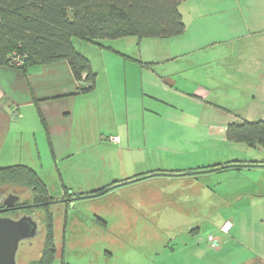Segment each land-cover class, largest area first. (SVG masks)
Masks as SVG:
<instances>
[{
    "label": "rangeland",
    "instance_id": "obj_1",
    "mask_svg": "<svg viewBox=\"0 0 264 264\" xmlns=\"http://www.w3.org/2000/svg\"><path fill=\"white\" fill-rule=\"evenodd\" d=\"M181 11L187 31L178 39L180 41L171 38H146L141 41L137 37H129L121 39L127 44L120 43V47L135 60L122 54L97 58L96 68H109L110 71L104 73L99 70L98 87L90 93L92 95H85L86 99L84 96L77 103L75 130H80V133L78 135L75 131L78 136L72 139L68 157L55 161L50 157V151L49 156L46 155L42 142L38 141L40 157L34 156L33 162L41 171L49 197L54 198V202L48 203L44 210L34 211L39 218L41 234L31 243L24 241L20 244L16 264H32L42 257L47 217L52 220L55 236L56 254L52 264H139L143 254L133 255V248L147 253L164 244L162 236L171 233L167 227L176 225L173 229L177 231L188 225V222L181 223L171 218L166 220L168 222L156 221V217L150 219L152 213L157 214L161 210L160 201L164 204L170 199L166 194L160 195L165 189L160 190L159 187H150L145 194H139L147 199L158 198L157 203L145 207L133 206L137 201L130 202L131 195L124 191L107 197H84L104 189L101 187L127 171L122 166L123 153L117 154L116 146L109 141L114 129L113 121L119 123L125 119L126 122L129 114L127 96L130 97L131 128L136 130V147L142 148L136 151L133 159L138 169L147 166L154 170L170 166L209 165L220 157V147L206 139V133L213 125L205 120L204 113L212 112V104L219 103L215 101L239 106L244 114L248 113L256 121L264 116V76L254 79L241 76L226 78L233 60L243 54L248 57L260 53L257 41L247 40L246 34L249 28L264 22V0H186ZM74 42L78 49L90 50L91 55V50H97L83 40L75 39ZM102 43L109 45L110 41ZM165 55L176 58L151 64L152 60L163 59ZM109 74L110 80L107 78ZM169 79L177 81L178 86L165 89ZM110 85L116 96L114 102H107L110 100L107 97ZM199 87H215L217 94L214 93L211 98L214 100L172 92L176 89L192 93V89ZM255 88L259 91L250 93ZM161 93L167 100L155 98ZM103 109L107 110L104 111L106 114ZM145 109L153 111L152 115L145 117ZM158 111L169 114V117L164 118L162 114L161 118ZM153 116L157 121L154 118L150 124ZM145 131V143L160 151L144 147ZM99 134H105L103 142ZM27 141H33V138L29 137ZM231 144L238 148L237 143ZM233 153L229 156L234 157ZM130 169L137 171L133 166ZM206 181L201 179V182ZM185 185L177 187L183 190V194L178 195L179 199L191 197L192 189L194 199L205 198L196 194L198 190L193 187V182L189 185L190 189L185 190ZM13 191L25 193L22 199L33 201L29 188L19 183L7 182L0 188V194ZM204 194H208V190L204 189ZM186 207L193 208V202L187 203ZM185 211L190 212L189 209ZM212 224L210 221L205 223L200 237L211 232Z\"/></svg>",
    "mask_w": 264,
    "mask_h": 264
},
{
    "label": "crops",
    "instance_id": "obj_2",
    "mask_svg": "<svg viewBox=\"0 0 264 264\" xmlns=\"http://www.w3.org/2000/svg\"><path fill=\"white\" fill-rule=\"evenodd\" d=\"M181 13L183 17L184 13L182 11ZM184 23L186 26V22ZM186 31L187 29L184 33ZM182 35L171 39L180 41L178 39L182 38ZM246 35L248 36L247 40L257 41L256 44L260 48V53L248 55V57L243 54L233 60L230 64V72L226 73L228 79H231V76L252 77L253 79L264 76V22H260L257 27L249 28ZM75 39H81L73 38L72 43L77 51L90 60L97 77L99 70L104 73L110 71L109 68H104L105 70L101 67L100 69L96 68L97 63L95 61L97 58H103L104 55L109 57V55L122 54L126 58L135 60L131 58L128 51L120 47V43L127 44L125 40L110 41L109 45L103 44V46L88 42L97 49L91 50L93 52L91 55L90 50L88 52L82 48L78 49L74 42ZM115 45H118L119 49ZM162 58L152 60L151 64L163 60H172L176 57L165 55ZM240 62L243 64L240 65ZM110 74L109 77L107 76L109 80ZM166 84L165 89L168 86H178L177 81L172 79L167 80ZM214 89L215 87H199L192 89L193 94L176 89H173L172 92L208 100L213 97ZM107 91L109 92L107 97L110 99L107 102H114L116 96L113 86L110 85ZM258 91L255 88L250 93H257ZM85 95L87 94L78 93V82L75 80L66 60L36 65L27 74L19 68L0 66V169L19 164L27 165L34 169L45 182L41 176V171L36 169L33 162L34 156L40 157L38 141L42 142L46 155L49 156L50 151V157H53L55 161L58 158L68 157V151L72 147V139L80 133V130H75L77 103ZM89 95L92 94L89 93ZM155 98L158 100L166 99L162 97V93L156 95ZM129 100L130 97L127 96L129 114L126 117V122L125 119L120 120L119 123L113 121L114 129L110 136L118 137L119 142H111L109 139L116 146L117 154L123 153L122 166L123 168L126 167L127 171L117 179L107 183L105 187H101L104 189L113 188L103 197L117 193V191H124L129 196L131 195L129 197L130 202L137 201V203H131L133 206L145 207L157 203L158 198L147 199L145 196H139V194H145L150 187L153 189L159 187L160 190L165 189L160 195L166 194V197H170V199L164 204L161 200L159 203L162 205L161 210L157 214L152 213L150 219L156 217V221L168 222L166 220L171 218L181 223L188 222L186 228L182 230L175 231L173 227L176 225L167 227V229H171V233L162 236L164 244L154 250L150 249L149 252L145 253L133 248V255L143 254L140 256L139 264H264V147L260 145L249 147L244 143L230 141L226 134L227 127L232 123H255L264 121V116L256 121L248 113L244 114L239 106L215 101L219 103L212 104V112L204 113L205 120L213 125V128H209L208 133H206V139L214 141L220 147V157H216L215 161H211L212 163L209 165L204 163L198 166L181 165L175 168L170 166L154 170L147 166L138 169L133 159L136 151H140L142 148L136 147V130L131 128ZM144 102H146L145 99ZM104 111L107 110L103 109V113L106 114ZM144 112L145 117L147 114L151 116L153 113L148 109H145ZM158 112L160 113L158 116L161 118L169 117L167 113ZM154 118V116L151 118L150 124ZM79 119L80 116L77 124H79ZM155 120L157 121L156 118ZM75 131L78 132V135ZM102 132L105 131L102 130ZM99 135L100 141L103 142L102 138L105 134ZM146 135L145 131L144 147L150 151H160L145 143ZM29 137H32L33 141H27ZM231 143H237L238 148H235ZM233 149L235 153H233ZM166 152L176 154L175 152ZM231 153L235 156H229ZM27 160L29 163H24ZM130 166H133L137 171L131 170ZM201 179H207V181L201 182ZM191 182H193V187H197L196 194L205 198L194 199L192 196H195V193L192 189L193 195L191 197L179 199L178 195H182L183 190L177 187L186 183L185 190L190 189ZM204 189L208 190V194H204ZM185 194L187 195V192ZM191 201L193 208H187L186 204ZM186 209H189L190 212L186 213ZM207 221L213 222L212 230L208 235L200 237V232ZM227 221L232 222V229L228 234H225L221 228ZM193 226L196 227L193 228ZM160 228L158 227V229ZM210 235L218 241L217 249L210 247L208 242Z\"/></svg>",
    "mask_w": 264,
    "mask_h": 264
},
{
    "label": "trees",
    "instance_id": "obj_3",
    "mask_svg": "<svg viewBox=\"0 0 264 264\" xmlns=\"http://www.w3.org/2000/svg\"><path fill=\"white\" fill-rule=\"evenodd\" d=\"M185 0H0V66L23 70L66 60L78 82V93L96 88L90 60L77 51L73 38L103 46L102 41L129 37L173 38L185 31L180 6ZM24 60L16 66L13 57ZM227 139L249 147H264V121L236 122L227 127ZM15 182L29 188L36 203L48 202L46 183L27 165L0 169V188ZM102 189L97 195H105ZM44 208L47 206L40 205ZM45 248L32 264H52L56 254L51 218L45 220Z\"/></svg>",
    "mask_w": 264,
    "mask_h": 264
},
{
    "label": "water",
    "instance_id": "obj_4",
    "mask_svg": "<svg viewBox=\"0 0 264 264\" xmlns=\"http://www.w3.org/2000/svg\"><path fill=\"white\" fill-rule=\"evenodd\" d=\"M5 202L10 209L19 200V196L10 195ZM38 234V224L32 216L15 219L0 215V264H16L19 246L24 241H31Z\"/></svg>",
    "mask_w": 264,
    "mask_h": 264
},
{
    "label": "flooded vegetation",
    "instance_id": "obj_5",
    "mask_svg": "<svg viewBox=\"0 0 264 264\" xmlns=\"http://www.w3.org/2000/svg\"><path fill=\"white\" fill-rule=\"evenodd\" d=\"M112 189L113 188L111 187V188H107L106 190L111 191ZM12 194L19 196V200L14 204L13 207H11L9 209L5 205V202H9V200H11L10 195H12ZM23 194H25V193L20 194L19 192H16V191H13V193L0 194V215L1 216H11V217L16 215L15 219H19V218L25 217V216H32L38 224V234L36 236V237H38L41 234V230L39 228L40 223H39V218L37 217V214L34 213V211L41 210V209L44 210V206L41 207L40 205H45V204L47 205L48 202L36 203V202H31L30 200L25 201L22 199ZM97 194L98 193H94V192L88 193L84 197L90 198V197H95V196H102V195H97ZM44 230L46 232V227L44 228Z\"/></svg>",
    "mask_w": 264,
    "mask_h": 264
},
{
    "label": "built area",
    "instance_id": "obj_6",
    "mask_svg": "<svg viewBox=\"0 0 264 264\" xmlns=\"http://www.w3.org/2000/svg\"><path fill=\"white\" fill-rule=\"evenodd\" d=\"M13 61L15 63L16 66H22L23 63H24V60L21 58V57H18V56H14L13 57ZM111 141L113 142H119V139L118 137H111ZM232 229V222L230 221H227L225 222V224L222 226L221 228V231L225 234H228ZM208 242L210 244V247L213 248V249H217L218 248V241L215 239L214 236L210 235L208 237Z\"/></svg>",
    "mask_w": 264,
    "mask_h": 264
}]
</instances>
